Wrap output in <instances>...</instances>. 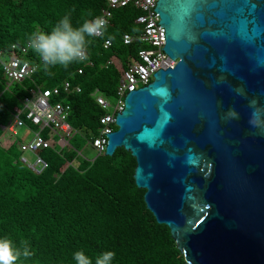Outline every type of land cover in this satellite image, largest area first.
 I'll return each instance as SVG.
<instances>
[{
  "label": "water",
  "instance_id": "obj_1",
  "mask_svg": "<svg viewBox=\"0 0 264 264\" xmlns=\"http://www.w3.org/2000/svg\"><path fill=\"white\" fill-rule=\"evenodd\" d=\"M176 60L130 90L104 155L135 159L186 264H264V0H156Z\"/></svg>",
  "mask_w": 264,
  "mask_h": 264
},
{
  "label": "trees",
  "instance_id": "obj_2",
  "mask_svg": "<svg viewBox=\"0 0 264 264\" xmlns=\"http://www.w3.org/2000/svg\"><path fill=\"white\" fill-rule=\"evenodd\" d=\"M105 6L106 0H0V50L4 54L12 44H24L36 29L49 31L65 15L78 27ZM139 13L132 4L114 8L102 35L86 37L88 59L67 68H46L29 49L25 59L35 69L7 87L0 64V236L18 249L26 241L29 252L14 264H75L72 253L81 249L93 264L103 251L115 253L112 264H186L169 228L157 223L145 206L144 189L133 178L134 157L123 148L111 156L80 155L82 146L98 134L104 112L95 94L114 97L121 70L140 49L149 48L138 38L129 44L122 39L142 30L135 22ZM106 39L111 45L104 48ZM64 81L70 82V90L52 100L70 105L67 123L76 131L69 141L72 148L43 149L49 167L36 175L20 163L18 145L5 143L1 136L31 88H52ZM46 132L41 131L44 136Z\"/></svg>",
  "mask_w": 264,
  "mask_h": 264
},
{
  "label": "built area",
  "instance_id": "obj_3",
  "mask_svg": "<svg viewBox=\"0 0 264 264\" xmlns=\"http://www.w3.org/2000/svg\"><path fill=\"white\" fill-rule=\"evenodd\" d=\"M155 3L156 0H106V6L101 9L99 14V17L106 21V26L112 17L114 8L126 4L134 5L140 11L135 22L142 26V30L137 36L124 34L123 42L129 44L138 38L148 44L149 48L140 49L137 57L121 70L113 97L114 102L98 93L94 96L98 105L104 110L99 117L98 134L89 142L96 155H104L108 142V137L105 134L116 129L115 115L123 109L126 93L151 81L152 74L157 69L172 67L175 64L176 60L170 59L161 49L165 42L164 28L158 23V13L153 10ZM110 45L111 41L108 39L103 42L104 48ZM29 49L31 48L26 41L21 45L12 44L4 54L0 50V64L6 76L7 87L13 82H21L28 78L35 69V66L25 59ZM77 71L81 73L82 68H78ZM70 88L69 81H64L61 85L52 88L41 89L35 86L30 89V94L23 98L21 106L14 108L13 118L7 127L13 134L17 133L18 127H24L32 133L30 139L23 140L18 144L19 161L36 175L43 174L49 167L48 161L40 152L56 144L60 148L69 144L71 137L76 133L67 123L70 105L60 100H52L53 97H58L62 91L68 92ZM74 89L80 90L78 86ZM26 121H29L30 124H27ZM42 130L47 131L45 136L41 133ZM56 136H58L57 141L54 139Z\"/></svg>",
  "mask_w": 264,
  "mask_h": 264
},
{
  "label": "clouds",
  "instance_id": "obj_4",
  "mask_svg": "<svg viewBox=\"0 0 264 264\" xmlns=\"http://www.w3.org/2000/svg\"><path fill=\"white\" fill-rule=\"evenodd\" d=\"M106 21L102 17L91 20L85 19L78 27H74L68 15L60 18L49 31L39 29L27 35L29 47L41 58L44 66L60 65L67 68L73 62H83L88 59L86 44L90 41L86 37L102 35ZM22 249L14 246L12 240L0 236V264H14L23 254L28 256L27 242L22 241ZM115 253L103 251L94 258V264H112ZM75 264H93V258L86 255L84 250L72 253Z\"/></svg>",
  "mask_w": 264,
  "mask_h": 264
},
{
  "label": "rangeland",
  "instance_id": "obj_5",
  "mask_svg": "<svg viewBox=\"0 0 264 264\" xmlns=\"http://www.w3.org/2000/svg\"><path fill=\"white\" fill-rule=\"evenodd\" d=\"M110 101L114 102L115 100L112 97V98H110ZM16 131H17V133L15 135L9 134V132L5 131L3 141L5 140V141H9V142H14V143H16L18 145L23 140H28L32 136V133L30 131H28L26 128H24V127H18L16 129ZM1 139H2V137H1ZM54 139H55V141H57L58 140V136H56V138H54ZM55 146L60 148V146L58 144H56ZM64 146H65V149H68V148L71 147L69 144H65ZM80 150H81V154L80 155L83 156V157L89 158V159L96 155V152L94 151V149L88 144H84L82 146V149H80Z\"/></svg>",
  "mask_w": 264,
  "mask_h": 264
},
{
  "label": "crops",
  "instance_id": "obj_6",
  "mask_svg": "<svg viewBox=\"0 0 264 264\" xmlns=\"http://www.w3.org/2000/svg\"><path fill=\"white\" fill-rule=\"evenodd\" d=\"M4 129H5V131H9L8 127H5ZM9 132L12 133L11 131H9ZM26 132H27V131H26ZM27 133H28V132H27ZM4 134H5V132H4V133L2 134V136H1V137H2V140H3V138H4ZM14 135H15V134H14ZM4 142H5V143H9V141H5V140H4Z\"/></svg>",
  "mask_w": 264,
  "mask_h": 264
}]
</instances>
